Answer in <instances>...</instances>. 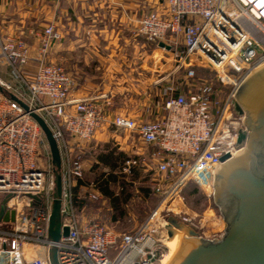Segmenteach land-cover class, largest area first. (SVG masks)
I'll list each match as a JSON object with an SVG mask.
<instances>
[{"label": "built area", "instance_id": "2783aa9c", "mask_svg": "<svg viewBox=\"0 0 264 264\" xmlns=\"http://www.w3.org/2000/svg\"><path fill=\"white\" fill-rule=\"evenodd\" d=\"M138 31L149 41L169 45L186 79L194 81L200 67L228 89L224 93V87L217 89L207 80L192 81L186 89H174L158 121L139 123L123 114L112 118L116 131L136 132L152 147L162 175L154 188L160 197L157 207L135 231L125 233L78 212V203L96 200L100 193L93 181L78 187L85 167L76 148L90 141L107 117L96 98H70L72 78L62 64L50 62L52 45L61 37L56 24L34 31L39 42L34 74L25 68L32 58L28 42L0 31V51L12 77L26 88L14 95L29 107L27 111L12 96L0 95V205L7 198L6 211L14 213L13 219L0 220V264H52L53 249L58 264H166L157 225L162 212L180 214L175 209L188 183L213 194L222 157L240 150L239 131L247 127L235 102L244 82L264 65V0H156L139 19ZM31 111L45 119L61 150V223L69 233L58 241L49 234L56 187L52 153ZM136 163L126 161L128 167ZM180 217L197 229L192 217ZM226 227L210 237L197 231L219 240Z\"/></svg>", "mask_w": 264, "mask_h": 264}, {"label": "crops", "instance_id": "0c3cea01", "mask_svg": "<svg viewBox=\"0 0 264 264\" xmlns=\"http://www.w3.org/2000/svg\"><path fill=\"white\" fill-rule=\"evenodd\" d=\"M45 1L0 0V31L3 36L22 37L28 42L32 58L25 68L28 73L34 74L38 67L36 56L39 47L34 31L42 30L51 22L56 24L61 37L54 41L49 60L62 64L72 81L75 82L70 98H96L102 103L107 117V121L94 137L77 147L76 151L79 154L85 155L86 153L91 157L99 143H106L118 135L110 123L111 114L135 115L136 118H132L139 123L160 120L165 111L163 103L155 100L153 85L162 80L160 92L164 95V80L167 74H164L163 68L162 78L159 79L160 71L155 69L158 65L153 60L154 58L144 57L149 55L148 42L139 40L138 36L130 35L129 32V28L138 26L140 16L149 11L156 1L58 0L63 1L67 6V9H60L58 4H54L57 0H51L49 16L46 19L48 21L38 28L22 29L15 21L14 23L8 18L12 8L23 5L39 4L45 11ZM124 34L127 37L124 38ZM119 37L125 40L117 42ZM157 74L159 76H156ZM155 76L158 77V81H155ZM0 81L11 86L10 90L3 87L10 94L26 92L24 85L12 77L11 68L1 51ZM0 95H4L1 90ZM115 98H119L120 103L132 105L133 108H125L123 104V106L119 104L112 106V100ZM155 114L153 118L149 117ZM131 139L133 140L132 136ZM138 139V142L131 143L132 151L136 154L149 152L148 155L151 157L152 147L144 143L139 136ZM95 162L98 163V155H96ZM84 167L85 175L92 172L91 164L86 166L84 163ZM85 209L86 201L78 212L83 218L90 217Z\"/></svg>", "mask_w": 264, "mask_h": 264}, {"label": "rangeland", "instance_id": "374dc122", "mask_svg": "<svg viewBox=\"0 0 264 264\" xmlns=\"http://www.w3.org/2000/svg\"><path fill=\"white\" fill-rule=\"evenodd\" d=\"M54 4H58V8L60 9H67V6L63 1L59 2L57 0V2L54 1ZM31 5L32 6L23 5L12 8L11 15L8 18L11 19L12 22L15 21L16 24H18L22 29L40 27L43 23H46L48 21L46 19L49 16L51 0L45 1V11L41 9V6L39 4L35 6L33 4ZM14 9L15 11H13ZM129 32L130 35L138 36L139 40L141 39L148 42L149 55H145L144 57L154 58L153 60L155 61L156 65H158L155 66V69H158L160 71V76L158 74L156 76H159V79L162 78L163 68L165 71L164 74H167L164 80V95L160 92V89L162 90V80H160V82H155L158 84L153 85L155 100H158L161 102V104H164L169 95H172L174 89L178 87L186 89L188 85L192 83V79L185 78V69L177 68V62H175L174 56L171 51L167 50L164 47H160L156 42H152L146 39L145 36L139 33L138 26L136 28H129ZM123 36L124 38L127 37L126 34H124ZM124 40L125 39H122L120 37L117 38V42H121ZM196 70V78H193L196 83H202L207 80L215 88L223 90L224 86L214 79L213 72L207 69H201L200 67H198ZM156 76L155 81H158V77ZM72 84L74 86L75 82L72 81ZM227 89L228 88L224 87L223 92L227 93ZM117 95H119V93ZM115 99L112 100V106L119 104V106L124 105L123 107L125 108H133L132 105L130 106L127 103H120L119 98ZM115 115V113L111 114V118H113ZM123 115L136 118L135 115H129L128 113H124ZM108 116L110 117V115ZM153 116H156V114L150 115L149 117L153 118ZM131 136L133 137V140L131 139ZM138 140V135L135 132L119 131L118 135L114 138H111L108 142L99 143L97 145V148L95 149V152L93 151L91 155L92 158L89 157L86 153L85 155L78 153L79 157L86 164V166H88V164H91L92 172H88V174H86V177L88 180L95 183V188L100 193V197L96 200H83L86 201L85 212L88 216L99 220L105 227L116 232L125 233L135 231L142 223H144L151 211L155 207H157L160 199L159 195L155 193L154 188L162 175L157 171L156 164L148 155V151L147 154H136L132 151L133 148L132 146H130L131 143L133 141L138 142ZM108 146L109 148L114 149L116 154L124 153L125 157L124 162L120 163L119 167L114 170V173L117 177L116 181H112L109 184V188L114 192V195H118L122 200L128 194L130 195L128 201L124 203L121 208L123 209V214L113 212L110 198L104 196L100 189L104 177L99 178V176L103 172H109L110 167L104 164H96L95 158L96 155H99L103 151L106 152L104 148ZM246 149L248 150L247 145L240 148V150L243 151H245ZM106 150L109 151L110 149ZM128 159H136L137 163L128 167L126 164V161ZM95 165L96 167L94 168ZM216 183L217 180H215L214 182L213 194H209V192H206L193 183H188L182 192L183 201L177 200L179 203L177 207L179 208H176L175 210H180V214H176V211L168 212L166 209L162 212L160 216L161 220H159L160 222H157V225L159 227L158 236L163 240L162 252L166 250L169 254V252L171 251L168 245L169 243L167 242L170 235L169 233L173 232V229L177 230V227L173 226L169 222V217L171 216L175 217L180 222H183L180 219V215H188L192 217L198 231L205 237H210L213 232L220 231L227 226L226 214H228V211L221 201L220 195L218 194L216 188ZM147 190H150L149 194L147 193ZM194 190L196 191L193 192ZM165 220H167L168 223H165ZM182 234L185 236V238L187 237L184 232H182Z\"/></svg>", "mask_w": 264, "mask_h": 264}, {"label": "water", "instance_id": "95a60500", "mask_svg": "<svg viewBox=\"0 0 264 264\" xmlns=\"http://www.w3.org/2000/svg\"><path fill=\"white\" fill-rule=\"evenodd\" d=\"M160 47H171L163 42ZM0 90L4 91L0 83ZM25 110L26 103L15 95ZM235 112L245 115L247 129L241 128L237 146H248V150L236 157L225 155L219 170V191L226 207L227 227L219 240L200 236L197 229L189 224L169 217V222L194 237L183 248L173 264H264V67L253 73L237 92ZM41 125L52 153L55 173L54 203L49 224V234L54 241L67 236L69 228L62 226L61 207L63 193L62 155L58 142L45 119L31 111ZM7 198L0 205V220L14 218L6 211ZM170 235L172 232L169 233ZM52 264H58L57 251L52 250Z\"/></svg>", "mask_w": 264, "mask_h": 264}, {"label": "trees", "instance_id": "16d2710c", "mask_svg": "<svg viewBox=\"0 0 264 264\" xmlns=\"http://www.w3.org/2000/svg\"><path fill=\"white\" fill-rule=\"evenodd\" d=\"M4 94L6 95H10L11 94L9 92H7L6 90L3 91ZM106 149H110L109 151L105 150L106 152H102L98 155V163L97 164H104L110 167V171L109 172H103L101 173V175L99 176V178L104 177V180L102 182V185L100 187L102 193L104 196L110 198V202H111V206H112V210L114 213H119V214H123V209L122 206L124 203H126L130 197V195L128 194L123 200L121 199V197H119L118 195L115 196L114 192L109 188V184L112 181H116L117 177L116 174L114 173V170L117 169L120 165V163H123L125 160L124 157V153H115V150L112 148H109V146ZM96 167V165L94 166V168ZM91 181L87 179L86 175L84 180L79 181L78 183V187L81 184H87L90 183ZM150 190H147V193L149 194ZM196 190H194L193 192H195ZM85 201L80 202L77 204L78 207V211L80 210V208L83 206Z\"/></svg>", "mask_w": 264, "mask_h": 264}, {"label": "bare ground", "instance_id": "6f19581e", "mask_svg": "<svg viewBox=\"0 0 264 264\" xmlns=\"http://www.w3.org/2000/svg\"><path fill=\"white\" fill-rule=\"evenodd\" d=\"M264 67V65H262L261 67H259L258 69H256L253 73H255L256 71H258L260 68ZM238 98V96H237ZM247 151V149L245 151L243 150H239L233 157H236L238 155H241L243 153H245ZM224 165V164H223ZM222 165V166H223ZM220 166L218 171H217V174H216V179L217 180V183H216V188H217V191H219V186H218V181H219V170L220 168L222 167ZM177 230H174L173 229V232L171 235H169L168 237V245L171 249V251L169 252V254L167 255L166 257V264H173L175 258L177 257V255L179 254V252L186 247V245H188V243L191 242V240L194 239V237L192 236H189L186 234V231L183 230V229H178L176 228ZM184 232V234L187 236L185 238V236L182 234V232Z\"/></svg>", "mask_w": 264, "mask_h": 264}]
</instances>
